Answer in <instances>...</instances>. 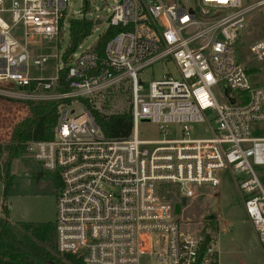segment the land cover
<instances>
[{
    "label": "built area",
    "instance_id": "2783aa9c",
    "mask_svg": "<svg viewBox=\"0 0 264 264\" xmlns=\"http://www.w3.org/2000/svg\"><path fill=\"white\" fill-rule=\"evenodd\" d=\"M68 3L0 0V90L34 102L63 101L53 138L32 141L25 152L57 186L58 252L84 264H143L146 258L151 264H219L218 217L185 227L164 189L178 187L179 200L187 202L197 189L218 190L225 170L264 245L258 171L264 167V137L253 132L264 123V87L253 78L264 72V37L251 46L262 67L256 74L248 73L237 47L245 17L264 8V0H118L109 27L120 31L102 54L95 46L75 60L69 56V66L56 77L31 78L30 63L41 67L48 57L31 56L29 42L58 36ZM166 60L175 63L179 78L166 75L145 84L139 77ZM60 71H66L64 84ZM217 87L224 92L222 104ZM121 90L131 94L132 131L125 139L108 138L95 114L126 113L109 111L110 97ZM145 121L164 135L180 126L182 137L143 140L139 125ZM191 124L204 125L210 137L191 138Z\"/></svg>",
    "mask_w": 264,
    "mask_h": 264
},
{
    "label": "rangeland",
    "instance_id": "374dc122",
    "mask_svg": "<svg viewBox=\"0 0 264 264\" xmlns=\"http://www.w3.org/2000/svg\"><path fill=\"white\" fill-rule=\"evenodd\" d=\"M89 9L83 13L84 0H69L67 16L61 33L52 39L35 38L28 45V52L34 57H48V61L41 67L30 63L29 74L31 78L51 79L57 76L58 71L68 67L70 60L65 61V53L69 47V30L72 19L85 18L94 23L92 34L87 37L70 57L75 60L83 52L91 51L98 43L100 37L109 28V17L112 13L113 5L118 0H88ZM260 0H243L247 5L254 4ZM15 34L20 39L22 37L21 28L15 30ZM264 37V8L249 13L244 19V28L237 44L238 57L246 69L262 67L255 60L252 52V44ZM166 75L179 78L178 69L173 61H161L153 64L141 72L139 77L145 84L153 80H159ZM264 87V72L257 77H253ZM216 100L224 103L223 89H214ZM17 91L0 90V164L8 160L7 143L11 127L27 114V108L18 102L10 100H22ZM10 99V100H7ZM131 94L129 90H121L115 97H110V110L112 113L129 112ZM78 112L80 107H77ZM180 126H171L169 133L164 135L159 130V126L152 122H142L139 125L140 138L143 140H161L169 138H181ZM255 136L264 137V123H259L253 127ZM191 138H207L210 134L206 132V127L201 124H191ZM259 174L264 179V167L258 169ZM43 173V177L37 180V174ZM10 174L11 183L5 195V185L0 180V215H7L8 220L13 223L42 224L56 222L57 214V186L51 175L45 172L43 165L26 154L21 155L11 161ZM222 184L220 188L197 189L196 196L187 200L186 206L180 208L179 218L186 227L188 222L198 225L203 221L202 215L219 214V224H222L221 231H214L215 246L219 251V264H264L263 246L258 240L256 231L248 219L243 200L239 194L230 171L225 170L220 174ZM170 202L175 206L180 202L181 192L176 186H167L164 189ZM180 204V203H179ZM3 206H7L8 213L3 212ZM191 224V223H190ZM192 225V224H191ZM194 226V227H196ZM156 251H162L158 244ZM0 264H19L15 261L4 260L0 257ZM143 264H151L150 258H146Z\"/></svg>",
    "mask_w": 264,
    "mask_h": 264
},
{
    "label": "trees",
    "instance_id": "16d2710c",
    "mask_svg": "<svg viewBox=\"0 0 264 264\" xmlns=\"http://www.w3.org/2000/svg\"><path fill=\"white\" fill-rule=\"evenodd\" d=\"M88 9L89 1L84 0L83 13H86ZM93 28L94 23L85 18L72 19L70 21L69 47L64 55L65 61L92 34ZM119 31V28L109 27L100 37L96 45L100 54L103 53L108 41ZM258 72L260 70L257 68L248 70L251 75ZM65 74L66 71H60L59 78L62 84L65 83ZM10 101L23 104L27 108V114L11 127L7 143L8 160L4 164H0V180L5 185V195L12 179L10 174L11 161L25 154L30 142L49 141L53 138L59 117V107L63 103V101ZM95 119L97 125L108 138L125 139L129 137L132 131L133 120L131 111L108 116L95 114ZM179 203L174 206L177 215H179L180 208H182V202L180 201ZM2 213H8L7 206H3ZM262 246L264 250V245ZM0 257L19 264H84L76 256L58 252L55 229L51 223L31 224L23 222L13 224L8 220L7 215H0Z\"/></svg>",
    "mask_w": 264,
    "mask_h": 264
},
{
    "label": "water",
    "instance_id": "95a60500",
    "mask_svg": "<svg viewBox=\"0 0 264 264\" xmlns=\"http://www.w3.org/2000/svg\"><path fill=\"white\" fill-rule=\"evenodd\" d=\"M225 88V87H224ZM225 90L227 91V93H229V91L225 88ZM145 122H148V121H145ZM42 177V173L41 172H39L38 174H37V180H39L40 178ZM186 198H183V200H182V204H183V206H186ZM216 219V216H214V215H209V216H207L206 218H205V220H210V221H212V220H215Z\"/></svg>",
    "mask_w": 264,
    "mask_h": 264
},
{
    "label": "crops",
    "instance_id": "0c3cea01",
    "mask_svg": "<svg viewBox=\"0 0 264 264\" xmlns=\"http://www.w3.org/2000/svg\"><path fill=\"white\" fill-rule=\"evenodd\" d=\"M217 191H218V190H217ZM1 215H2V214H1ZM211 215H214V214H211ZM205 216H206L205 214H204V215H202L201 219H204V218H205ZM214 216L218 217V219H219V217H221V216H220L219 214H217V213H216V215H214ZM252 225H253V224H252Z\"/></svg>",
    "mask_w": 264,
    "mask_h": 264
},
{
    "label": "flooded vegetation",
    "instance_id": "af4514ba",
    "mask_svg": "<svg viewBox=\"0 0 264 264\" xmlns=\"http://www.w3.org/2000/svg\"><path fill=\"white\" fill-rule=\"evenodd\" d=\"M43 177V176H42Z\"/></svg>",
    "mask_w": 264,
    "mask_h": 264
}]
</instances>
